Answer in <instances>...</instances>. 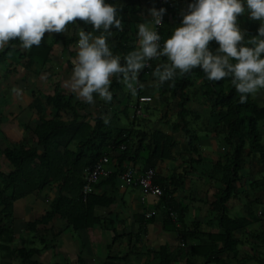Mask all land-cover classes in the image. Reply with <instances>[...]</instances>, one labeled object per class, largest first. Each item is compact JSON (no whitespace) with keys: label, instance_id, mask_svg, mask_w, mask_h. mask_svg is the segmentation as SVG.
Returning <instances> with one entry per match:
<instances>
[{"label":"crops","instance_id":"0c3cea01","mask_svg":"<svg viewBox=\"0 0 264 264\" xmlns=\"http://www.w3.org/2000/svg\"><path fill=\"white\" fill-rule=\"evenodd\" d=\"M175 1L177 9L172 13H166L168 20H172L173 14L177 11L182 12L187 8V3L185 4L183 0ZM113 2L120 7L119 5L124 6L125 3H130V0H113ZM152 4L153 0H139L137 8L140 9V13L138 17H135L134 33L130 40V44L135 48L139 47L138 24L151 23L148 9L152 7ZM129 8L132 7L129 6ZM121 16L123 28L127 29L126 22L130 19V11L121 9ZM76 29L78 30V26L66 25L65 31L61 34L64 37L70 36ZM55 34L57 33H45L42 42L50 44ZM76 44L77 42L71 43L66 52L63 51L61 43L55 44L49 56L50 61L44 66L32 65L30 72L23 64L0 62V150L8 146L31 144L37 149L41 148L37 145V139L31 131L38 122V114L36 109L28 106L35 96L43 99L52 95L56 85L73 91L71 76L74 60L78 54ZM109 45L112 48L110 42ZM60 65L65 69L60 68ZM28 72L31 74L29 81H27ZM164 85L165 82L157 85L156 79L147 80V77L141 82L139 96L147 95L151 97V100L144 105L147 112H143L141 117L136 116L131 126L139 131L147 132L143 143L148 141V134L154 130H161L174 138L170 156L160 160L153 170L158 179L164 178V182L169 185L171 190L168 194L169 198L185 209L183 220L175 223L176 230H170V224H167L164 219L165 201L163 199L138 187L119 189L118 182L113 188L109 183H101L102 180L98 182L100 184L92 186L91 192L96 195L112 196L114 201L108 206H95L94 214L100 220L92 227L74 231L66 220L55 218L45 225H38L32 231L27 229V224L43 214L56 197L57 191L53 184L14 202L13 219L9 221L13 230L12 248L23 246L44 248L33 256L32 264H99L106 261L110 264H157L155 256L159 254L158 251L162 247L170 257L174 258L169 264H206L205 257L210 256V252L213 251L210 250L214 247L207 235L222 233L221 213L214 209L217 201L215 193L221 187V183L219 174L213 172V166L227 152V147L220 143V137L214 133L216 117L210 114V105L204 101L200 85L197 90L192 87L187 91L189 100L185 108L189 111V115L185 118L184 125L177 115L179 98L169 97L168 91H163L166 87L160 89ZM263 91L261 90L260 93ZM129 94L130 91L124 83L122 91L117 92L116 96L120 102L128 103L131 108L135 99H129L126 102ZM73 95L74 101L86 102L74 91ZM102 102V98L95 96V103L86 102L83 113H89V118L96 117L99 113L104 121L107 119V122L117 124V128L122 127L118 115L119 113L124 115L122 106L124 103L115 102L112 107L106 108L108 112L104 114L97 112L95 115L98 108L103 105ZM194 102L201 104L202 111L208 110L206 116L200 118L199 111L191 109L190 106ZM259 103L264 104V99ZM42 107V114L46 119L54 116L53 108L44 103ZM46 112L49 115H46ZM109 112V115H105ZM130 112V116L126 119L127 127L130 126L132 109ZM192 115L198 121L202 119L201 127L198 124L194 125L197 121L194 124L190 123L189 117ZM125 125L126 123L123 127ZM183 126L185 129L182 128ZM190 126L194 128L190 129ZM262 133L264 131L261 132L264 145ZM139 146L140 141L134 139L129 146L130 151L138 150ZM140 152L142 153V150ZM127 165L124 163L123 168L127 169L131 166ZM130 168L136 174H140L143 171V164L137 161ZM0 169H12V165L1 153ZM261 172L264 173V158L259 154L246 157L244 166L238 173L239 179L234 184L235 194L227 202L225 213L233 219L229 220L232 225L235 221L237 224L233 229L232 237L239 241L237 254H217L218 257H216L227 264L242 262L264 264V185H251L252 182L264 177L261 176ZM172 173L181 175L179 185L172 186L170 183L168 178ZM169 198L167 197L166 201ZM253 203L262 205V209L256 212L257 218L251 207ZM151 213L154 214L153 220H142L141 217ZM35 239L40 242V245L35 244ZM216 246L219 248L221 243L217 242ZM0 264H19V259L14 253L0 251Z\"/></svg>","mask_w":264,"mask_h":264},{"label":"trees","instance_id":"16d2710c","mask_svg":"<svg viewBox=\"0 0 264 264\" xmlns=\"http://www.w3.org/2000/svg\"><path fill=\"white\" fill-rule=\"evenodd\" d=\"M169 1L171 5L167 8V13H172L176 11L177 4L175 0ZM109 2L114 3L113 0H109ZM183 2L187 3L188 6L190 0H183ZM138 5L139 0H130V3H125L124 6L119 5L122 10L130 11V19L126 22L128 28L113 29L108 40L113 53L119 54L122 58L129 51L136 49L130 44V40L134 33L135 17H138L140 13V9L137 8ZM181 20L180 11L173 14L172 20L165 18L159 31L162 38L161 43L171 35L175 25L179 24ZM239 21L240 18H238ZM70 24L78 26V30L76 29L72 35L64 37L61 33H57L53 36L50 44L41 41L39 45H33L26 51L21 48V42L18 38L11 40L0 51V62L8 61L10 64H23L27 70H31V66L34 64L44 66L50 61L49 56L54 50L55 44L61 43L64 51L71 43L78 41L79 32L82 30L91 32L93 35L100 34V31L94 29L92 25L85 24L79 19L76 22H69L67 25ZM258 26L259 23L251 25L246 31L247 35H255ZM210 46L215 48L218 45L213 41ZM165 59L166 57H160L151 60L149 66L138 73L137 95L131 108L128 103L120 102L116 96V93L123 89V79L117 76L112 77L110 85L112 100H103L102 103L111 107L115 102L124 103L122 104L124 115L127 114L128 109H132L133 115L130 118V126L127 128L112 127L110 122L106 123L99 115L89 118V113H83L87 103L80 100L74 101L73 91L61 86L56 85L54 93L43 99L38 96L32 98L28 107L36 109L39 119L31 131L37 139V145L41 147V152L31 145L8 146L0 150V153L12 165L11 170L0 169V251H5L8 254L14 253L19 259V264H32L34 263L33 256L44 249L26 246L11 247L13 230L9 221L13 219L12 209L16 200L54 184L57 191L56 197L43 214L27 224V229L32 231L40 224L45 225L50 220L59 218L66 220L74 231L85 230L100 220L94 214L95 206H108L114 201L112 196L106 194L96 195L92 192L83 191L86 170L95 162L103 156L107 157V165L113 168V173L101 183H109L114 188L120 174L124 171L130 169L133 175H137L130 168L137 161L142 162L143 171L141 173H143L148 169H154L160 160L170 156L174 146L172 135L165 134L161 130H154L148 134V141L143 143L144 135L147 132L139 131L131 126L138 116L137 107L140 105L138 98L147 96H139L141 82L145 81L152 72H155L158 64L166 62ZM68 66L72 67L71 64ZM195 79H201L200 85L203 96H206L209 102L210 114L216 117L214 133L220 137V143L227 147V152L213 166V172L219 174V182L221 183V187L215 193L217 201L214 209L221 213L222 233L207 235L214 247L210 250H213L210 252V256L205 257V263L227 264L217 258V254H237L239 241L232 237L233 229L237 224L235 221L232 225V222L229 221L233 219L226 215V205L230 197L235 194L234 184L239 179L238 173L243 168L246 157L259 154L264 158V145L261 135V132L264 131V124L262 130L259 129V122L264 121V104L260 105L259 100L257 102V99L251 94H248L245 103H240V93L235 91L230 77H225L220 81H210L200 68H194L188 73L177 70L172 80L166 81L164 86L159 87L160 89L166 87L163 91H168L169 97L179 98L177 115L183 125L186 124L185 117L189 114L185 108V104L189 100L187 91L192 87L194 89ZM228 80L229 82L225 84ZM127 101H129V95L126 97ZM43 103L55 110L53 117L46 119L42 114ZM140 110L142 111V108ZM63 115L66 117L64 118ZM184 127L182 128L185 129ZM134 139L140 141V146L138 150L130 151L129 146ZM118 151L120 152L117 154ZM124 163L131 166L127 169L123 168ZM168 179L172 186H176L180 183L181 175L172 173ZM96 184L93 183L92 186ZM153 184L161 191L157 197L165 201L164 219L167 224H170V230H176L175 223L183 220L185 209L169 198L168 194L171 192L169 185L164 182V178L158 179L155 172ZM258 184L264 185V177L251 183L252 186H258ZM167 197L169 199L166 201ZM173 214L176 220H173ZM153 217L154 214L151 213L141 218L150 221L153 220ZM217 242L221 243L219 248L216 246ZM158 252L159 254L155 256L157 264H169L174 260L164 247ZM99 264L110 263L106 261ZM241 264L246 263L242 262Z\"/></svg>","mask_w":264,"mask_h":264},{"label":"clouds","instance_id":"9594fccd","mask_svg":"<svg viewBox=\"0 0 264 264\" xmlns=\"http://www.w3.org/2000/svg\"><path fill=\"white\" fill-rule=\"evenodd\" d=\"M148 12L151 23L138 24L139 47L122 58L108 42L113 29L123 28L121 9L109 0H0V51L16 38L30 49L45 33H62L69 22L79 19L100 31L79 32L71 76L72 90L90 104L95 96L112 100L113 76L136 94L138 73L160 57L167 60L156 67L157 85L172 80L177 70L200 68L210 81L230 77L240 103L264 89V0H190L181 22L163 43L152 24L161 26L167 9L153 6ZM242 15L259 21L255 35L240 27ZM213 41L215 48L210 46Z\"/></svg>","mask_w":264,"mask_h":264},{"label":"built area","instance_id":"2783aa9c","mask_svg":"<svg viewBox=\"0 0 264 264\" xmlns=\"http://www.w3.org/2000/svg\"><path fill=\"white\" fill-rule=\"evenodd\" d=\"M152 5L153 6L155 5V7L157 8L163 6L167 9L171 5V3L169 0H153ZM165 18H166V14L163 17V21L165 20ZM162 25L155 26L154 24H152V26L156 27L158 31H160ZM138 100L140 102V105L137 107V113L140 111V108L144 103H147L151 100V97L140 96ZM107 162H108L107 157L103 156L97 162H95L93 166H91L88 170H86V173L84 175V180H85V184L83 186L84 192L87 193L91 192L93 183H98L101 180L106 179L110 174L113 173V168L107 165L108 164ZM153 175H154L153 169H148L147 171H144L143 173L137 175H133L132 171L128 169L120 174L118 180V188L125 189V187H138L145 192H150L155 196H159L161 194V191L157 186L153 184ZM172 217L173 220H176L174 214L172 215Z\"/></svg>","mask_w":264,"mask_h":264},{"label":"rangeland","instance_id":"374dc122","mask_svg":"<svg viewBox=\"0 0 264 264\" xmlns=\"http://www.w3.org/2000/svg\"><path fill=\"white\" fill-rule=\"evenodd\" d=\"M152 7H153V5H152ZM240 18V21H239V24H240V27L243 29V30H246L247 31V29H248V27L249 26H251V25H253L254 23H259V21H255V20H251V19H249L246 15H242V16H240L239 17ZM151 21H152V18H151ZM58 50H60V48L58 49ZM65 52L66 51H68L67 50V47L65 48V50H64ZM61 52V51H60ZM60 68H63V69H65L64 68V66L62 67V65H60ZM25 69H26V67H25ZM27 70V69H26ZM26 70H24L23 69V71H25V72H27V71H31L30 69H28L27 71ZM29 72H28V74H27V81H29V78L31 77V74H29ZM66 72H67V70H66ZM156 79V81L158 80V77L156 76L155 77V72H152L149 76H147V80L149 79V80H152V79ZM124 82V81H123ZM229 82V80L227 81V82H225V84H227ZM200 83H201V79H195V83H194V90H197L198 88H199V85H200ZM200 88L202 89V86L200 85ZM200 89V90H201ZM156 90V89H155ZM261 90H264V89H260V90H258V92L257 93H252V96H254L256 99H257V102H258V100L259 101H263V97L262 96H264V91L263 92H261L260 93V91ZM127 91V90H126ZM125 91V92H126ZM129 91V90H128ZM124 92V93H125ZM263 94V95H262ZM135 94H132L131 92H130V94H129V99H132V100H134L135 99ZM204 98V101L205 102H207V103H209L208 102V100H207V98H206V96H204L203 97ZM259 103V102H258ZM146 103H144L143 105H142V111L140 110L137 114L138 115H140V117H141V115H142V113L143 112H147V108L146 107H144V105H145ZM108 106L107 105H102V106H100L99 108H98V111H96L95 112V115L97 114V112H100L101 114L103 113H105V112H108L109 110L108 109H106ZM191 107V109H193V110H196V112H198L199 111V113L198 114H200V118L201 117H203V116H206V114L208 113V110H204V111H202V106H201V104L200 103H197V102H194V103H192V105L190 106ZM190 107H188V108H190ZM176 108V107H175ZM51 108H49V110H50ZM176 110H177V108H176ZM131 109H128V111H127V114H125V116L124 115H122V114H120L119 113V115H118V117L120 118V120H119V123H120V125L123 127V124H125L126 123V125L124 126L125 128H127V124H128V121H126V119H127V117L128 116H130V114H131ZM53 112H54V110H53ZM110 114V112L108 113V114H105V115H109ZM46 115H49V113L48 112H46ZM92 115V114H91ZM98 115H99V113H98ZM189 115V114H188ZM64 116V118L66 117L65 115H63ZM104 116V115H103ZM48 117V116H47ZM94 117V116H93ZM105 117V116H104ZM187 117V116H186ZM185 117V118H186ZM106 118V117H105ZM202 120V119H201ZM198 121V120H196L194 117H193V115L192 116H190L189 117V121H190V123L191 124H194V122H196L194 125H196L197 126V124L199 125V127H201L202 126V121ZM125 121V123H123ZM111 123V122H110ZM264 124V121H260L259 122V129L260 130H262V125ZM193 125V126H194ZM111 126H113V127H116L117 126V124H112L111 123ZM196 126H194V127H196ZM194 127H191L190 126V129H193ZM263 129H264V126H263ZM192 131V130H191ZM263 134V138H264V133H262ZM34 139V138H33ZM264 141V140H263ZM31 146H32V144H31ZM35 146H36V144H35ZM39 149V148H38ZM39 152H41V148L39 149ZM262 173V172H261ZM264 176V173H262L261 174V176ZM251 207L253 208V211H254V215H255V217L257 218L258 217V214L256 213L258 210H260V209H262V205H260L259 203H253L252 205H251ZM30 233V232H29ZM31 234V233H30ZM35 244H38V245H40V242L37 240V239H35Z\"/></svg>","mask_w":264,"mask_h":264}]
</instances>
